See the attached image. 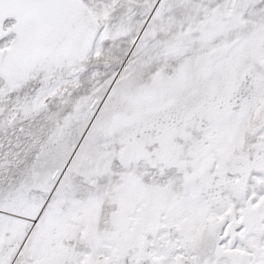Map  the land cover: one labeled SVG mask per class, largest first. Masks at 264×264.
<instances>
[{"label": "snow or ice", "instance_id": "1", "mask_svg": "<svg viewBox=\"0 0 264 264\" xmlns=\"http://www.w3.org/2000/svg\"><path fill=\"white\" fill-rule=\"evenodd\" d=\"M0 264H264V0H0Z\"/></svg>", "mask_w": 264, "mask_h": 264}]
</instances>
